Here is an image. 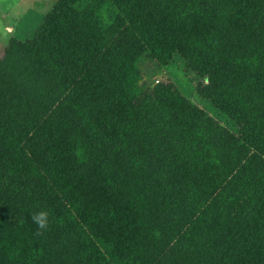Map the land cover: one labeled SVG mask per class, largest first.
Returning a JSON list of instances; mask_svg holds the SVG:
<instances>
[{
	"label": "trees",
	"instance_id": "16d2710c",
	"mask_svg": "<svg viewBox=\"0 0 264 264\" xmlns=\"http://www.w3.org/2000/svg\"><path fill=\"white\" fill-rule=\"evenodd\" d=\"M175 56L237 133L145 78ZM0 264H264V0H55L12 38Z\"/></svg>",
	"mask_w": 264,
	"mask_h": 264
},
{
	"label": "rangeland",
	"instance_id": "374dc122",
	"mask_svg": "<svg viewBox=\"0 0 264 264\" xmlns=\"http://www.w3.org/2000/svg\"><path fill=\"white\" fill-rule=\"evenodd\" d=\"M54 3L55 0H0V57L12 38L26 39ZM144 76L151 82L164 77L169 78L186 98L207 112L223 127L237 133V126L226 115L214 108L209 100L196 92V84L200 80L194 72L184 71L183 62L178 56H175L164 69Z\"/></svg>",
	"mask_w": 264,
	"mask_h": 264
},
{
	"label": "clouds",
	"instance_id": "9594fccd",
	"mask_svg": "<svg viewBox=\"0 0 264 264\" xmlns=\"http://www.w3.org/2000/svg\"><path fill=\"white\" fill-rule=\"evenodd\" d=\"M33 220L40 229L46 228L47 227V212L40 211L39 213L33 216Z\"/></svg>",
	"mask_w": 264,
	"mask_h": 264
}]
</instances>
